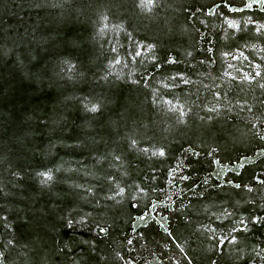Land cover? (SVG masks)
Wrapping results in <instances>:
<instances>
[{
  "label": "trees",
  "instance_id": "obj_1",
  "mask_svg": "<svg viewBox=\"0 0 264 264\" xmlns=\"http://www.w3.org/2000/svg\"><path fill=\"white\" fill-rule=\"evenodd\" d=\"M257 1L0 0V264H264Z\"/></svg>",
  "mask_w": 264,
  "mask_h": 264
},
{
  "label": "rangeland",
  "instance_id": "obj_2",
  "mask_svg": "<svg viewBox=\"0 0 264 264\" xmlns=\"http://www.w3.org/2000/svg\"><path fill=\"white\" fill-rule=\"evenodd\" d=\"M145 1H146V0H142L143 3H145ZM249 3H251L252 5H255V4H256L257 7L260 6V3H258L257 0H247L246 5H248ZM237 21H238V20H237ZM248 21H249V18H245V19L243 20L244 23H245V22L247 23ZM238 22H239V21H238ZM243 22H242V23H243ZM239 23H240V22H239ZM256 24H257V28H256L257 30L260 31V30H263V29H264V22H258V23H256ZM101 34H102V33H101Z\"/></svg>",
  "mask_w": 264,
  "mask_h": 264
},
{
  "label": "snow or ice",
  "instance_id": "obj_3",
  "mask_svg": "<svg viewBox=\"0 0 264 264\" xmlns=\"http://www.w3.org/2000/svg\"><path fill=\"white\" fill-rule=\"evenodd\" d=\"M260 2H261V3H264V0H260ZM247 7L251 8V7H252V4L249 3V4L247 5ZM95 110H96L95 108L92 109V111H95ZM102 230H103V229H102Z\"/></svg>",
  "mask_w": 264,
  "mask_h": 264
}]
</instances>
